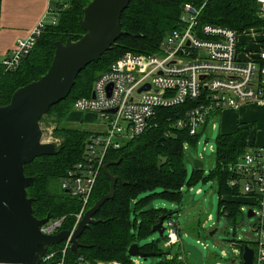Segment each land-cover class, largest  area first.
I'll list each match as a JSON object with an SVG mask.
<instances>
[{"label": "trees", "instance_id": "obj_1", "mask_svg": "<svg viewBox=\"0 0 264 264\" xmlns=\"http://www.w3.org/2000/svg\"><path fill=\"white\" fill-rule=\"evenodd\" d=\"M90 0H61L58 2L57 22L47 24L33 49L22 59L18 68L7 70L0 59V105L8 104L16 89L44 75L52 62L57 41L65 42L69 37L80 38L84 33L80 20L84 7ZM203 7L200 20L226 26L246 35L253 31H264V16L260 15L257 0H132L121 17V35L102 58L89 64L76 78L69 96L51 107L49 114L55 115L57 127L52 137L57 153L37 157L26 165V174L35 176L28 188V195L34 199V214L38 218L63 219L62 229L71 230L76 221L82 202L62 188L63 178L82 159L87 142L93 134L91 129L68 124L67 116L74 109L75 101L90 96L96 79L126 51L153 53L165 36L177 25L185 3ZM62 4V7L60 5ZM0 0V28H1ZM139 34L134 37L133 35ZM241 43V42H240ZM248 44V43H247ZM115 57L109 64L110 58ZM264 64V60H260ZM78 94L75 96V94ZM195 105L187 101L184 105L161 108L141 135L131 139L118 149L107 153L105 162L110 161L109 170L120 176L115 197L107 201L96 219L103 222L87 227L80 242L84 244L77 252L69 250L74 258L84 255L93 263L100 260L130 262L128 249L132 243L153 233V226L171 210L151 206L156 197L173 202H182L187 176L185 142L194 149L202 134L192 136L186 130L173 126V121L185 109ZM61 123V124H60ZM251 128L240 126L233 132H220L214 152L215 165L206 170L205 166L194 167L188 183L191 187L200 180H213L220 197V213H227L228 221L235 223L241 202L233 199L240 193V187L231 184L236 175L230 169L255 143L250 140ZM161 162V166H159ZM208 172V177L205 173ZM110 190V179L102 171L92 192L90 207ZM134 213V221L132 220ZM134 233H137L134 234ZM163 239L140 246L143 251L165 252L160 243ZM61 245H52L60 247ZM180 254V253H179ZM178 254V255H179ZM165 255V254H164ZM162 255V256H164ZM178 255L163 259L158 264H184ZM68 261H70L68 259Z\"/></svg>", "mask_w": 264, "mask_h": 264}, {"label": "built area", "instance_id": "obj_2", "mask_svg": "<svg viewBox=\"0 0 264 264\" xmlns=\"http://www.w3.org/2000/svg\"><path fill=\"white\" fill-rule=\"evenodd\" d=\"M257 1L260 15L264 16V0ZM202 8L185 3L177 25L162 40L159 51L121 55L96 79L91 95L75 101L74 109L100 115L105 127L93 132L82 159L63 178L62 188L82 202L71 231L90 207L107 153L147 130L159 109L195 102L173 121V126L196 136L203 134L209 125L215 129V121L224 110L237 111L244 103L264 102V64L260 61L264 60V44L256 54L242 53L240 34L226 26L201 22ZM57 20V12L52 13L50 21L42 18L30 35L19 39L16 47L4 57V67L7 70L18 68L47 24H55ZM147 85L149 89H143ZM183 147L188 150L190 144L185 142ZM210 147L213 151L214 146ZM230 169L236 175L230 180L231 184L240 187V193L233 199L241 202L242 214H247L251 208L255 220L248 238L231 240L235 254L230 256L228 264L244 263V245L254 249L253 264H264V147L250 148ZM171 212L173 214L169 215ZM169 213L163 222V251L171 255L174 246L180 245L179 259H183L184 264H195L184 249L176 212ZM222 216L228 221L227 213ZM62 225L63 219H49L41 230L55 234L62 230ZM216 227L211 228L209 235ZM238 243L242 246H237ZM57 245L61 246L48 247L41 264H106L93 263L82 254L74 258L68 256L69 250L73 251L70 239ZM225 256L227 252L222 251V257ZM110 264L123 263L114 260ZM130 264H139V260L130 259Z\"/></svg>", "mask_w": 264, "mask_h": 264}, {"label": "water", "instance_id": "obj_3", "mask_svg": "<svg viewBox=\"0 0 264 264\" xmlns=\"http://www.w3.org/2000/svg\"><path fill=\"white\" fill-rule=\"evenodd\" d=\"M131 1L90 0L79 22L84 31L82 36L57 41L47 72L16 89L11 101L0 105V264H41L49 246L67 239L72 243V250L77 252L84 246L80 237L87 227L104 221L96 219L95 215L115 197L117 181L121 180L120 176L110 172V161L103 166L110 179V190L86 210L74 230L62 229L55 234H45L41 230L50 216L38 218L34 214V199L29 197L28 188L35 176L27 175L25 167L37 157L57 153L55 144L44 140L41 120L53 105L69 96L81 71L99 61L121 35L128 34L122 30L121 17ZM143 89H149V85ZM161 164L159 162V166ZM202 166L203 162L196 159L194 167ZM254 214L250 208L247 217ZM165 219L166 215L153 226V232H157L160 239H164ZM217 230L214 228L210 236ZM236 245L242 246L240 243ZM243 248V264H253L254 249L249 245ZM184 249L189 260L203 264V251L196 244L186 242ZM165 253L169 254L143 251L137 242L128 249L129 255L140 257H160Z\"/></svg>", "mask_w": 264, "mask_h": 264}, {"label": "rangeland", "instance_id": "obj_4", "mask_svg": "<svg viewBox=\"0 0 264 264\" xmlns=\"http://www.w3.org/2000/svg\"><path fill=\"white\" fill-rule=\"evenodd\" d=\"M59 0H53L52 2V11L56 12L58 7ZM61 1V0H60ZM190 3V2H189ZM193 4V3H191ZM197 7V5H194ZM53 12V13H54ZM52 17V15H51ZM47 20V19H46ZM50 19L48 18L47 21ZM262 33H255V35H241V43L240 50L245 53V51H249L252 46H254L256 39L264 38V31ZM249 43V44H247ZM132 51H126L124 53H128ZM244 56V54H243ZM115 57L110 58L107 62L109 64L111 61H114ZM78 95L77 93L75 96ZM76 110V109H75ZM73 110V111H75ZM70 114V118L75 117L77 119V112H73ZM226 118V117H225ZM224 118V121H225ZM91 121V127L88 125H80L79 121L72 120L73 124L69 123V125L91 129L93 132H97L105 127V122L103 121L100 115L94 117ZM217 127L212 129L211 125L208 126L206 131L200 137L199 142L197 143L196 148L192 149L189 147L186 150L187 156V176H186V184L183 187L184 196L182 198V202H173L167 198L156 197L151 203V206L156 207H165L168 210L175 211V219L179 222L180 232L183 243L189 242L196 244L203 251L204 255V264H228V259L230 256L235 254L234 247L231 245L232 239H246L250 236L251 224H253L255 218H248L247 214L244 213L236 219L235 223L227 221L220 213L219 206V193L218 188L213 180L205 182L204 180H200L191 187H188V183L193 175L194 163L196 159H201L203 161L206 170L210 169L215 165L214 162V151L217 146V138L220 132L224 130L225 127H221L220 117L216 119ZM61 124V123H60ZM41 126L44 132V140L45 141H53L52 134L57 127V122L55 121L54 113L49 114L44 121L41 122ZM95 129V130H94ZM252 131V130H251ZM252 141L250 144L255 141ZM259 137L257 142H259ZM210 145L214 146V150H211ZM207 147L204 150V147ZM208 172L205 173V176L208 177ZM192 188V189H191ZM201 189V191H198ZM212 216V219H209V216ZM132 220L134 221V213L132 212ZM218 226V231L213 235H209V231L211 228ZM137 235V233H134ZM160 239L159 234L157 232H153L151 235L142 237L137 240V243L140 246L150 243L152 241H158ZM202 242V243H201ZM206 245V246H205ZM222 251L227 252V256L222 257ZM182 253V248L180 245H175L171 251V255H164L160 257H140V256H130L131 260L138 259L139 264H158L161 260L166 259L170 256L175 257L176 255ZM183 260V259H181ZM114 261V260H112ZM112 261L100 260V262H105L106 264L112 263ZM130 264V262L128 263Z\"/></svg>", "mask_w": 264, "mask_h": 264}, {"label": "crops", "instance_id": "obj_5", "mask_svg": "<svg viewBox=\"0 0 264 264\" xmlns=\"http://www.w3.org/2000/svg\"><path fill=\"white\" fill-rule=\"evenodd\" d=\"M52 2L53 0H2L0 28L1 60L16 47L19 39H24L30 35L42 18L47 20L48 18L51 19V15L55 11H52ZM58 2H60V0ZM255 33L262 32L253 31L246 34L244 37L255 35ZM254 42V46H252L249 51L245 52L256 54L260 46L264 44V38L255 39ZM72 111L66 119L71 124H73L72 120L79 121V119H81V121H79L80 125H88L91 127L92 119L97 117V114L94 112L75 110L78 117L77 119L75 117L71 119L70 114ZM219 117L222 123L221 127L222 125L225 127L222 132H233L240 126L250 127L252 130L251 139L255 141V145L264 147V102H247L237 111L229 109L224 110ZM258 137L260 140L259 142H257ZM160 245L162 246L163 243L161 242Z\"/></svg>", "mask_w": 264, "mask_h": 264}]
</instances>
